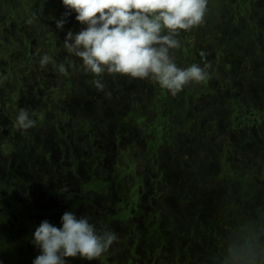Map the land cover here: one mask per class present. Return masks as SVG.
Instances as JSON below:
<instances>
[{
    "label": "trees",
    "instance_id": "16d2710c",
    "mask_svg": "<svg viewBox=\"0 0 264 264\" xmlns=\"http://www.w3.org/2000/svg\"><path fill=\"white\" fill-rule=\"evenodd\" d=\"M4 4L1 0L0 21L3 14L14 13L10 1ZM45 5L53 11L58 9V13L66 10L61 0ZM23 12L27 21L33 22L37 16L32 14L36 11L29 12V6H23ZM206 14L211 21L219 17L230 20L233 27L223 31L225 37L241 39L242 49L235 52L244 60L238 62L236 71L227 74V86L206 79L173 96L152 80L127 79L126 83L133 81L128 88H134L112 96L113 100L118 96L115 110L119 112L107 118V123L115 122L107 129L112 128L118 139L125 140L132 167L125 172L134 178L147 173L156 185H165L156 206L147 214L141 210L145 222L160 219L153 227L147 229L142 223L129 221L126 216L133 218L134 214L128 208L106 220L104 228L117 234L121 229L128 231L112 246L126 242V248L136 257L135 264H139L140 253L151 252L156 255L152 263L158 260L157 264H264V73L255 71L249 63L264 49V0H208ZM71 16L75 18L76 13ZM2 25L0 35L14 39L18 25L15 29ZM54 28L60 31L56 23ZM209 30L210 26L205 31L206 39L212 36ZM186 32L181 30L178 39L186 41ZM13 44L22 45L1 41L0 48ZM181 44L172 55L177 66L183 68L189 45ZM8 54L0 51V56ZM10 64L17 63L11 60ZM142 89L147 93L145 99ZM104 182L100 180L101 185ZM170 193L180 208L192 209L191 217L176 213ZM122 202L118 204L123 206ZM94 208L101 207L94 204ZM229 218L235 220L236 231L230 234ZM109 250L101 256L105 264H110L106 260Z\"/></svg>",
    "mask_w": 264,
    "mask_h": 264
},
{
    "label": "flooded vegetation",
    "instance_id": "af4514ba",
    "mask_svg": "<svg viewBox=\"0 0 264 264\" xmlns=\"http://www.w3.org/2000/svg\"><path fill=\"white\" fill-rule=\"evenodd\" d=\"M3 15L5 17L1 18L0 24H3V27L10 24L15 29L18 25L17 19L12 14ZM41 17L38 15L32 19L34 21ZM50 26L56 31L55 20H52ZM16 33L21 36L19 30ZM17 35L14 39H6L8 43H22L20 47L14 46L18 49L15 58L17 61L23 59V69L27 75L23 77L21 84H14V90L5 92L0 86V264H32L39 254V249L31 243L36 226L45 219L58 227L61 226L60 218L65 211H73L77 216L84 215L98 229H104L106 220L110 218L104 211L108 203L101 202L107 199L106 192L101 189L105 185L113 184L115 192L118 193V200L125 202H122L121 208H128L129 212L134 214L133 218L126 216L129 221L142 223L147 229L156 225L160 219L154 217L145 222L141 210L147 214L148 209L152 210L153 205L156 206L157 196L165 191L164 186L156 185V181L150 180L149 176L142 181L141 176L134 178L132 174L125 172L127 168H132L128 162L130 156L125 140L118 139L112 128L107 129L115 123H107L111 111L113 114L119 112L115 110L116 106L119 107L116 102L118 96L115 100L112 96L115 93L124 94L127 87L124 83L127 79L119 77V74L104 73L99 79L105 88L99 91L93 84L97 77L86 73L82 61L77 59L79 63L73 59L74 55L69 54L60 42L49 38L50 40L43 39L36 45L30 35L22 37L23 39ZM182 43L189 45L188 55L183 56L186 68L189 63L195 64L188 60L193 57V44L188 39ZM9 54V58L2 55L0 65H3L9 78H12L15 76L12 70L15 65L10 64ZM44 54L51 56L56 66L49 63L42 67L39 61ZM214 57L219 59V54H214ZM61 63L66 67L64 74L57 70ZM214 69L216 70L209 73L208 82L213 80L215 85L227 86L226 78L229 72L223 73L220 69ZM105 74H108L109 78H105ZM129 84H133V81ZM200 84L195 83L197 86ZM131 87L133 86L129 88ZM22 108L33 114L36 120V125L26 131L14 126L16 116ZM76 142L83 145V153L75 157L73 153L76 152ZM123 162L127 163L126 166H122ZM133 168L136 173L140 172L138 166ZM80 170L83 171L81 175ZM86 171H97L104 175L105 182L99 189H95L91 181L83 184L84 181L78 180V177H84ZM53 177H58L59 182L64 179L72 188L47 191L46 188L58 185L52 180ZM147 183L150 184L149 188L145 187ZM133 186L136 188H130ZM40 187L44 189L41 190ZM75 187L78 189H74ZM91 192L96 196L92 198L94 204L101 207L95 213L88 210L92 211L94 207L90 199ZM78 194L83 196L82 199H79ZM53 200H56V204ZM112 203H115L114 199ZM138 213L141 216H138ZM119 222L122 224L120 220ZM153 230L158 232L156 227ZM127 233L128 231L121 229L117 234L118 238L122 240ZM125 245L126 242H121L116 248L112 246L111 252L106 255L107 262L135 264L136 257L131 255V249L128 250ZM140 254L139 264H157L158 260L152 263L156 256L152 252ZM102 257L95 261L68 258V264H105Z\"/></svg>",
    "mask_w": 264,
    "mask_h": 264
},
{
    "label": "clouds",
    "instance_id": "9594fccd",
    "mask_svg": "<svg viewBox=\"0 0 264 264\" xmlns=\"http://www.w3.org/2000/svg\"><path fill=\"white\" fill-rule=\"evenodd\" d=\"M66 11L55 19L63 30L73 12L83 27L78 32L68 30L63 48L82 60L86 73L94 77L93 84L103 91L104 73L119 74L132 79H149L173 96L192 83L209 78L206 67L192 64L178 67L173 50L181 47V30L190 31L204 23L208 0H62ZM32 21L29 20L28 23ZM42 67L55 62L44 54ZM57 70L64 74L63 63ZM36 120L26 109H20L14 126L31 129ZM56 226L47 219L36 226L31 243L39 249L32 264H68V258L95 261L118 241L115 231L98 229L84 216L65 211Z\"/></svg>",
    "mask_w": 264,
    "mask_h": 264
},
{
    "label": "rangeland",
    "instance_id": "374dc122",
    "mask_svg": "<svg viewBox=\"0 0 264 264\" xmlns=\"http://www.w3.org/2000/svg\"><path fill=\"white\" fill-rule=\"evenodd\" d=\"M8 1H10V7L13 9V12H14L12 15L15 17V19H17V24H18L19 31L21 34V36L19 38H22V36H25V35H30L33 38L32 40L34 41V43L36 45L41 43L43 39H48V40L52 39L55 42H57V41L60 42L61 46H63V42H64V39L67 35L68 30H72L73 32H78L83 27V25H81L78 21H76V19L73 16H69L67 18L68 22L65 24L63 30L53 31L51 26H50L52 23V20L62 18V14L66 11V10H63L62 13H58V9L56 11H53V10H50L45 5V3L46 4H47V2L52 3L55 0H8ZM8 1L5 0L6 5H7ZM61 2H62V0H61ZM5 6H3V10L5 9ZM23 6H29V12L34 10L36 12L32 13L33 15H37V16L41 15L42 17L38 20H34L33 24H32V22L28 23L27 20L29 18L26 15H24ZM37 12H38V14H37ZM230 12H233V11L230 10ZM7 14H9V13H7ZM208 17H209V15L206 14L205 18H204V23L201 24L200 26L194 27L190 30V32H192L193 37L191 36L189 31L186 32V39L191 41L193 44L191 46L193 57H189L188 60L191 61V63L195 62V64H198L201 67H206L209 73H212L213 71H215L216 69H214V68L220 69L221 72H223V73L236 71L238 69L237 66L239 65L238 62L239 61L243 62V60H244V58L240 54L236 53L237 51H240L242 49L241 48V39L235 38V36L234 37H225L223 31H227L230 27L231 28L233 27V24L230 22V20H225L222 17H219L218 18L219 20L211 21L210 19H208ZM40 22L42 25L39 24ZM22 23H25V24H22ZM27 23H28V25H26ZM34 23H36L38 25L36 26ZM20 25H21V27H20ZM209 26L211 27V30H209V32L212 34V36H211V38L206 39L204 37L206 35L205 31L208 29ZM5 27H10V24H8ZM263 27H264V24H263ZM39 30H40V32H39ZM38 32H39V35H38ZM215 32H217V33H215ZM0 39H1L0 42L3 41L4 43H8L5 35H0ZM179 41L181 43L183 42L180 38H179ZM5 45L8 46L9 44H5ZM14 46H16V44L10 45L9 48H4V49L0 48V51L3 50V53L4 52L6 53L9 51V53L14 54L11 56L9 54L10 60L17 63L16 66L14 68H12V70L15 73V76L12 78H9L8 72L5 70L3 65H0V86L2 87V89L5 92L14 90L13 89L14 84L16 82H18V84H21L23 82V77L25 75H27V72H25V70L23 69V67H24L22 64L23 59H19L17 61V59L15 58V56L17 54L16 51L18 49H16ZM223 46H225L226 48H222ZM228 46H230V48H227ZM11 49H13V50H11ZM176 50H173L172 54H174L176 52ZM230 53H232V54H230ZM214 54H219V59L215 58ZM73 59H76V60L79 59L80 61H82L80 58L75 57V56H73ZM0 60H3L2 56H0ZM77 62H79V61L77 60ZM249 63H250L251 68L254 69L255 71L264 73V49L261 48L260 49V55H258L256 58H254V60H250ZM190 65L191 64L189 63V66ZM183 68H185V65ZM89 74H91V73H89ZM91 77H94V76L91 74ZM119 77H121V78L125 77L126 79H130L124 75H119ZM105 78H109V75L105 74ZM124 84L127 85L129 83H124ZM127 88H128V86L125 89H127ZM132 88L133 87L128 88V90H130V89L132 90ZM133 91H136V89H134ZM140 91L143 93V95H142L143 98L144 99L147 98V93L144 92V89H142ZM140 108H142L143 110L145 109V107H140ZM110 116H112V111L110 113ZM72 117H74V115L71 116V118ZM64 145H66V143H64ZM69 153H70V151H69ZM82 153H83V145H80L76 142V152H75V154L73 153V155H75V157H76V155L82 154ZM126 164H127L126 162H123L122 166H126ZM81 174H83L82 170H80V175ZM93 174L96 176H93ZM93 174L86 171L84 174V177L83 178L78 177L79 178L78 180L80 182L84 181V182H82L83 184L91 181L92 184H94V188L99 189V187L101 186L100 180H104L103 178H105V177L103 174L100 175L97 171L94 172ZM153 174L156 175L155 173H153ZM148 176L149 175L147 173H143L141 175V178L145 179ZM167 177H169V174L164 176V177L162 176V179H167ZM52 180L55 181L58 185L54 184L55 185L54 188H52V187L46 188L47 191H49L48 189H55V188H57L56 190H58V191L62 190V188H65V189L72 188L66 183V181L64 179H63V181L59 182L58 177H53ZM79 181H78V183H79ZM112 185L113 184H109L107 186L105 185V186H102V188H101L102 191L103 192L105 191L107 194V199L101 200V202L102 203H108L104 207V211L109 216H115L118 213H120L122 210L121 206L118 205V203H121L117 198L118 193L115 192V189L113 188ZM152 185H154V183H152ZM145 187L149 188L150 184L149 183L145 184ZM40 189L43 190L44 188L40 187ZM74 189H78V188L75 187ZM28 196H30V195L28 194ZM75 197H77V196H75ZM82 197H80V195H79V199H82ZM94 197H96V196L94 193H92L90 196V199L92 200V198H94ZM76 199H78V198H76ZM113 199L115 200V203H112ZM174 199H175V201H177V198L173 194H171V205H174L173 209L176 211V213H178V215H180L182 218H185L186 216L191 217L192 212H193L192 209L191 208H180L179 203H176L174 201ZM25 200H26V198H25ZM53 201H54V204H56V200H53ZM92 205L94 206L93 200H92ZM54 206H58V205H54ZM67 207H70V206H67ZM92 208H93L94 213L98 209V208L95 209L94 207H92ZM206 209L208 210V208H206ZM210 210H212V209H210ZM227 221H228L227 223H230L229 225H232V228H231L229 234L232 232H236L235 231V220L232 218H229ZM129 240H130V238H129ZM84 264H87V263H84Z\"/></svg>",
    "mask_w": 264,
    "mask_h": 264
}]
</instances>
